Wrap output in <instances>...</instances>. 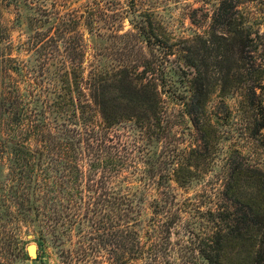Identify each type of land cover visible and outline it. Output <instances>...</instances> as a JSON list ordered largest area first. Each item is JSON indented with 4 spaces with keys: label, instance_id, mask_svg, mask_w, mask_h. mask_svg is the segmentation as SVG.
I'll return each mask as SVG.
<instances>
[{
    "label": "trees",
    "instance_id": "1",
    "mask_svg": "<svg viewBox=\"0 0 264 264\" xmlns=\"http://www.w3.org/2000/svg\"><path fill=\"white\" fill-rule=\"evenodd\" d=\"M254 1L213 2L208 25L190 38H172L148 15L134 16L129 22L145 50L118 65L87 58L82 38L54 52L63 40L43 42L39 31L20 60L0 31V264L32 260L28 233L40 249L55 247L59 264H179L170 233L182 209L172 184L186 188L193 161L217 143L212 92L243 77L249 84L238 107L247 123L263 113L264 11L261 22H250ZM174 112L197 133L187 159ZM263 128L250 129L264 153ZM250 168L231 160L223 167L222 194L234 203L194 221L200 260L193 264H227L228 247L242 245L247 264H264V175ZM248 179L254 186L241 200Z\"/></svg>",
    "mask_w": 264,
    "mask_h": 264
},
{
    "label": "rangeland",
    "instance_id": "2",
    "mask_svg": "<svg viewBox=\"0 0 264 264\" xmlns=\"http://www.w3.org/2000/svg\"><path fill=\"white\" fill-rule=\"evenodd\" d=\"M215 1L217 0H0V31L7 40V51L20 60H25L30 53L26 42L39 31L45 33L43 42L56 35L63 40L54 52L65 53V40L76 41L82 38L87 58L97 56L108 65H118L127 59L136 58L140 55L141 48L142 51L145 50L142 37L132 29L129 22L134 16L148 15L154 26H161L162 31L172 38H190L195 31L200 32L208 25ZM262 11L264 0H255L252 8L246 11L249 15L247 19L250 22H261ZM44 20L52 23L48 32H45L47 26L30 30V22L39 23ZM83 20L85 26H79ZM58 26L61 30L56 33ZM155 31L159 33L160 29ZM68 50L73 52L72 48ZM209 70L213 74L214 70ZM213 78L211 83L215 86ZM248 84L242 77L234 84H229L228 90L223 93L219 92L218 87L212 92L208 112L216 120L217 143L206 153L205 160L200 158L193 161L192 182L186 188L178 187V183L172 184L175 207L182 209L179 212L180 220L170 233L172 251L179 264H193L200 260L195 248L196 234L200 230L193 228L194 221L200 219L208 209L231 208L234 203L222 194L225 179L223 167L230 160L237 161L251 167L250 169H258L264 175V153L251 135V129L264 123V91L257 99L263 101L262 115L258 113L255 120L247 123L245 114L238 107V100L241 91ZM170 108L171 105L168 106ZM172 124L175 139L180 143L178 148L184 150L181 155L187 159L190 157V145L196 146L197 133L189 120L182 119L178 112H174ZM261 133L264 134V128ZM241 186L240 198L243 200L254 182L243 180ZM155 191L150 189L148 195L151 196ZM147 217L146 211L145 218ZM188 224L190 228H186ZM141 232L143 231H140L141 241H144V233ZM27 235L24 236L25 250L28 244L34 243L37 256L22 264H59L55 247L44 244L40 249L34 236L28 239ZM247 252V245L239 248L229 246L225 252V261L227 264H247L250 260Z\"/></svg>",
    "mask_w": 264,
    "mask_h": 264
},
{
    "label": "water",
    "instance_id": "3",
    "mask_svg": "<svg viewBox=\"0 0 264 264\" xmlns=\"http://www.w3.org/2000/svg\"><path fill=\"white\" fill-rule=\"evenodd\" d=\"M27 238L28 239H32L33 238V235L32 234H28L27 235ZM29 246L33 247V249L32 250H29V248H28ZM26 251H27V253H28V255H29L30 258H36V256H37V247H36V244H34V243L28 244L27 247H26Z\"/></svg>",
    "mask_w": 264,
    "mask_h": 264
},
{
    "label": "bare ground",
    "instance_id": "4",
    "mask_svg": "<svg viewBox=\"0 0 264 264\" xmlns=\"http://www.w3.org/2000/svg\"><path fill=\"white\" fill-rule=\"evenodd\" d=\"M28 248H29V250H32L33 249V247H31V246H29Z\"/></svg>",
    "mask_w": 264,
    "mask_h": 264
}]
</instances>
